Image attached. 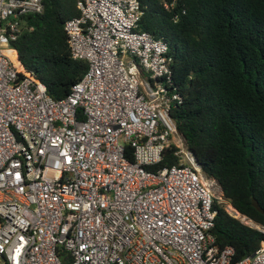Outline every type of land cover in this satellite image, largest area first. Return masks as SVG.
I'll return each instance as SVG.
<instances>
[{"label":"built area","instance_id":"built-area-1","mask_svg":"<svg viewBox=\"0 0 264 264\" xmlns=\"http://www.w3.org/2000/svg\"><path fill=\"white\" fill-rule=\"evenodd\" d=\"M42 5L0 0V264H62L61 250L69 264H264V238L234 261L214 243L215 195L169 113L168 44L137 29L139 1L75 0L62 28L86 68L58 99L12 64L31 28L20 15ZM169 147L176 163L158 165Z\"/></svg>","mask_w":264,"mask_h":264},{"label":"trees","instance_id":"trees-1","mask_svg":"<svg viewBox=\"0 0 264 264\" xmlns=\"http://www.w3.org/2000/svg\"><path fill=\"white\" fill-rule=\"evenodd\" d=\"M137 29L168 44L169 87L178 99L169 113L204 178L220 198L264 224V0H138ZM78 13L75 0H43L38 12L20 15L24 28L11 42L12 64L30 72L54 99L64 96L86 62L71 57L62 28ZM172 147L158 165L176 163ZM209 231L232 247L231 260L264 238L229 214L218 197ZM62 264H69L61 250Z\"/></svg>","mask_w":264,"mask_h":264},{"label":"rangeland","instance_id":"rangeland-1","mask_svg":"<svg viewBox=\"0 0 264 264\" xmlns=\"http://www.w3.org/2000/svg\"><path fill=\"white\" fill-rule=\"evenodd\" d=\"M204 179L208 183V185H209L211 191L213 192V194L216 197H219V190H218V187H217V184L215 183V181H213L212 179H208V178H204ZM219 200L224 203V205H225L226 208H229V205L227 204V202H225L224 199H222V198L219 197Z\"/></svg>","mask_w":264,"mask_h":264}]
</instances>
